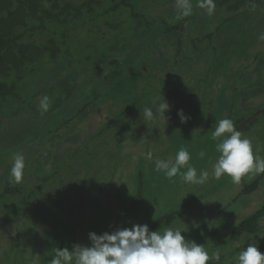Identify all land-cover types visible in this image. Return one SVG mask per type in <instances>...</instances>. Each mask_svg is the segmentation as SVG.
I'll list each match as a JSON object with an SVG mask.
<instances>
[{"label": "rangeland", "instance_id": "obj_1", "mask_svg": "<svg viewBox=\"0 0 264 264\" xmlns=\"http://www.w3.org/2000/svg\"><path fill=\"white\" fill-rule=\"evenodd\" d=\"M191 2L194 11L196 0ZM156 5L152 12L143 14L151 29L146 30L142 23L140 28L134 25L120 39L131 49V59H136L131 66L120 69L119 62H102V58L107 59L106 53L74 70L81 55L60 58L41 74L43 82L32 89L38 101L45 95L50 98L55 113L39 120L33 116L32 122L30 115L40 110L30 114L31 108H25L24 115L9 112L0 117V195L6 194L0 199V264H33L37 258L39 264H48L56 248L71 250L75 244L90 245L89 233H110L133 224L150 227L159 218L183 208L187 213L171 228H179L186 241L203 245L197 240V231L207 220L215 224L220 234L205 237L203 231L200 235L208 240L209 246L204 247L209 255L221 251L222 264H233L239 251L254 242L264 254V218L259 234L232 237L236 225L264 209V173L247 174L239 183H233L227 175L214 178L212 165L219 156L215 150L219 140L211 139L220 119H231L235 124L241 119L264 117V40L258 38L264 34V0H252L236 12L226 7L214 16H203L206 11L201 9L192 21L179 17L175 0H156ZM176 26L184 33L172 34ZM208 33H214L213 39L199 43L198 39ZM148 41L156 44L144 55L140 49ZM225 53L227 57L220 60ZM126 60L128 56L122 60L124 64ZM86 72L99 73L97 80L91 81L94 87L84 84ZM68 74L70 86L63 92ZM49 85L57 88L54 97L47 94L45 87ZM61 92L67 102L62 100L55 107ZM157 94L164 98L156 100ZM249 96L244 105L243 100ZM142 98L141 110L133 109L105 135L91 139L119 109ZM164 99L169 105L164 116L161 112L152 120L142 119L145 107L155 112ZM91 103L96 106L88 110L91 115L78 119L76 111ZM25 104L33 106L32 101ZM36 107L39 109V104ZM180 110L189 117L184 123L178 116ZM69 115L74 124L60 126ZM258 120L248 131L247 124L237 128H241L242 138L252 142L254 155L259 149L258 154L264 157V120ZM142 123L144 130L140 132L137 129ZM147 144H151L152 160L141 155L148 152L140 149ZM156 147L158 150H154ZM181 147L190 153L189 164L198 175L202 169L209 172L205 183H182L179 176L168 179L155 170L157 159L174 160ZM202 150L203 159L198 155ZM14 153H22L25 158L20 183L10 182ZM50 169L56 174H50L48 185L42 189L41 177ZM261 178L262 186L256 193L241 196L246 186ZM9 184L16 194L5 192Z\"/></svg>", "mask_w": 264, "mask_h": 264}, {"label": "trees", "instance_id": "obj_2", "mask_svg": "<svg viewBox=\"0 0 264 264\" xmlns=\"http://www.w3.org/2000/svg\"><path fill=\"white\" fill-rule=\"evenodd\" d=\"M251 2L252 0H214L215 11L213 14L217 15L216 12L218 10L225 9L226 7H228L229 12H236L245 8L246 5ZM154 4L156 5V0H0V117L7 115L9 112L12 114L15 112L24 115L26 111H23V109L25 108H31V111H28L30 114L34 110L38 111L39 109L36 106H38L40 101H38L37 96L32 93L33 86L37 84V82H43L44 76L41 74L45 73L48 67L60 58L81 55V57L76 59L77 64L74 70L80 69L93 58H102L106 53L107 59H105V57L104 59L102 58L101 61L107 62V60H109V63L112 65H117L119 62L120 69L124 65H130V63H132L131 61H136V59H131L133 58L132 55L129 54L131 49L127 47V44L121 43L120 39L122 36H126V32L131 30L134 25L138 28L142 25V27L147 28L146 30L152 28V24L149 20L147 21L144 19L143 14L152 12V9L155 7ZM200 10L201 9L197 8L193 11L191 16L184 17L185 20L192 21L191 18ZM213 14L212 16H214ZM203 16L206 17L209 15L204 13ZM229 21L230 20L226 19V22ZM219 27L217 30H220ZM183 31V28L176 26L172 29L171 33L177 35L181 32L184 33ZM213 34L214 33H208L203 39H198V42L204 43L206 40H212L214 37ZM131 40H133L132 37ZM178 42L180 53L182 49L181 41L179 40ZM155 44H150L148 41L146 44L147 46L140 49V53L145 55ZM226 55L225 53L223 55L224 57L220 60L226 58ZM127 56L129 60H126L124 64L122 60ZM142 66L144 65L142 64ZM219 66H222V64ZM240 71L242 72V70ZM98 75L99 73H91L89 75L86 72L84 84H90L91 87H94L91 81L97 80L96 77ZM67 77L68 79H66ZM69 79L70 74L66 75L64 78V84L62 85L63 92L70 86ZM45 89L47 94L51 97L57 94V88H53L52 85L46 86ZM237 89L236 87L234 91ZM151 91L145 93L142 97L148 96ZM63 92L56 98L55 107L59 106L60 104L57 103H60L62 100L67 102L66 95ZM60 96H62V98H59ZM25 97L28 98L25 100ZM159 98H164V96L157 94L155 99L159 100ZM248 98L251 97H246V99L243 100L244 105H246ZM143 99L144 98L138 102L136 101L129 107L123 108V110L119 109L120 111L117 112L115 117L101 130L96 132L91 139L95 141L105 135L108 129L111 128L114 123H117L118 119H121L122 116H126L127 113H130L133 109L137 108L141 110L142 103H144ZM26 101H32L33 106L28 107V104H25ZM95 107V103H91L84 107L83 110H77L75 113L77 114L76 117L78 119L86 116L89 117L91 111L88 112V110H93ZM54 111V108H49L46 114H41L39 112L35 114V112L34 115H30L29 121H33V116L37 117L34 120L38 118L41 119L46 115L48 117L50 114L55 113ZM261 112L262 114L264 113L263 110ZM71 115H69V117L64 120L65 123L60 126L67 128L73 125L74 120L71 119ZM253 120L254 121L238 120L234 124L236 130H241V128L239 129L237 126L239 127L243 124H247L245 131L252 129L253 126L257 124L258 118L255 117ZM259 120L263 121L264 117ZM155 125H157L156 122ZM139 127L141 129L139 128L137 130L140 132L144 130L143 123L142 125L139 124ZM120 142H122V139ZM2 149L3 148H0V150ZM140 149H142V152L145 150L150 151L151 144L140 147ZM154 150H158V148L156 147ZM54 169H50L48 174L41 177L43 182L42 189L49 183L51 176L56 174ZM261 181L262 178L246 186L241 196H251L256 193L262 186ZM141 191L140 188L139 195ZM5 192L12 195L16 194L17 190L13 188L12 184H9ZM3 194L6 195L5 193ZM3 194L0 195V199L3 198ZM184 209L185 208L159 218L149 227V230L161 232L165 228L171 227L187 213ZM263 218L264 209L236 225L232 232V237L236 239L245 235L255 236L259 234L260 221ZM81 226L78 224L79 228ZM203 231L205 237H209L210 234L213 237L220 234V228L207 220L197 231L199 233L197 240L200 244H203V246H209V243H207L208 240L200 235ZM207 231H209V233H207ZM222 257L223 256H221V258ZM222 260L223 258L220 260L219 264L223 263ZM207 264L214 263L208 261Z\"/></svg>", "mask_w": 264, "mask_h": 264}, {"label": "clouds", "instance_id": "obj_3", "mask_svg": "<svg viewBox=\"0 0 264 264\" xmlns=\"http://www.w3.org/2000/svg\"><path fill=\"white\" fill-rule=\"evenodd\" d=\"M175 6L179 17H189L193 14L191 0H175ZM196 8L212 15L215 11L214 0H196ZM264 40V34L258 37ZM50 98L45 95L40 99L39 110L41 114L50 108ZM169 110L165 101L160 103L155 112L150 107H145L141 116L144 120H152L158 113ZM182 123L189 117L182 110L178 112ZM212 140H219L215 150L219 153L212 165L214 178L220 179L227 175L233 183H239L247 174L264 173V157L260 156L259 149L254 155L253 145L250 139L242 138V133L236 130L231 119L216 121L215 128L211 132ZM148 160L153 159V153H142ZM203 159L205 152H199ZM137 157H133L136 159ZM190 153L181 147L174 160L157 159L155 170L162 172L168 179L179 176L182 183L203 184L209 178L207 170H201L199 175L195 167L189 164ZM13 164L10 170V182L20 183L24 176L25 158L22 153H14ZM182 171L181 169H185ZM90 245L75 244L71 250L68 248H56L55 255L48 264H207L209 260L219 264L221 254L214 251L211 255L203 245L194 241H186L179 228L167 227L160 231H150L147 224H133L131 228H117L112 232H104L97 235L89 233ZM39 264V260L33 261ZM233 264H264V254L258 250L257 244L250 243L245 250H240L237 257L233 258Z\"/></svg>", "mask_w": 264, "mask_h": 264}]
</instances>
